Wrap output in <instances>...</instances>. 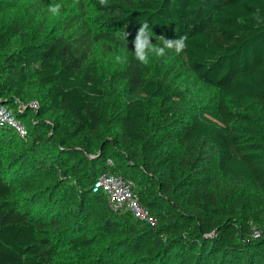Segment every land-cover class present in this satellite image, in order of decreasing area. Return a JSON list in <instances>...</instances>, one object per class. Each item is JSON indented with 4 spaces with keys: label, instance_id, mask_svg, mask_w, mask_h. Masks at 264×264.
Masks as SVG:
<instances>
[{
    "label": "trees",
    "instance_id": "obj_1",
    "mask_svg": "<svg viewBox=\"0 0 264 264\" xmlns=\"http://www.w3.org/2000/svg\"><path fill=\"white\" fill-rule=\"evenodd\" d=\"M145 22L186 49L141 64ZM0 100L28 129L0 125V264H264V0H0Z\"/></svg>",
    "mask_w": 264,
    "mask_h": 264
},
{
    "label": "built area",
    "instance_id": "obj_2",
    "mask_svg": "<svg viewBox=\"0 0 264 264\" xmlns=\"http://www.w3.org/2000/svg\"><path fill=\"white\" fill-rule=\"evenodd\" d=\"M37 102L33 103V106ZM0 125L11 126L21 138L26 139L28 129L23 121L7 105L0 100ZM111 164V159L109 160ZM94 193L103 192L108 197L109 204L116 209L128 210L132 215L142 221L148 222L151 225L158 223V218L152 211L144 205L135 191L134 183L131 179L124 177L121 174L112 171L102 173L92 186Z\"/></svg>",
    "mask_w": 264,
    "mask_h": 264
},
{
    "label": "clouds",
    "instance_id": "obj_3",
    "mask_svg": "<svg viewBox=\"0 0 264 264\" xmlns=\"http://www.w3.org/2000/svg\"><path fill=\"white\" fill-rule=\"evenodd\" d=\"M100 4L107 5V0H100ZM61 7L62 6L60 4H56L55 6H50L49 11L54 15H59ZM129 35L130 34L128 32L124 33L125 38ZM186 41V36H181L175 39H168L164 36H160L161 43L154 44L149 31V25L145 22L139 27L133 41L135 59L141 64L146 65L149 63L151 55L163 57L166 54V50H174L175 53L179 55L186 49ZM119 59L120 58L117 57V60Z\"/></svg>",
    "mask_w": 264,
    "mask_h": 264
},
{
    "label": "rangeland",
    "instance_id": "obj_4",
    "mask_svg": "<svg viewBox=\"0 0 264 264\" xmlns=\"http://www.w3.org/2000/svg\"><path fill=\"white\" fill-rule=\"evenodd\" d=\"M158 58L159 57L155 55H151L149 59L156 61ZM173 83L174 91H172V104L176 106V108H179V110L187 107V105L192 102L209 104V98L212 94V90L210 88L203 86L192 87L189 82L185 85L179 86L178 80H175ZM211 162L212 163L208 165V171L213 174L216 172L213 157Z\"/></svg>",
    "mask_w": 264,
    "mask_h": 264
}]
</instances>
